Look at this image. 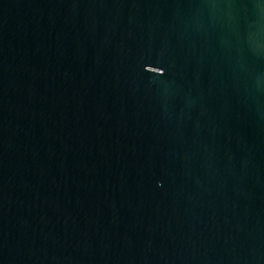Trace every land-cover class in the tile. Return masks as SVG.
Listing matches in <instances>:
<instances>
[{
    "label": "water",
    "instance_id": "water-1",
    "mask_svg": "<svg viewBox=\"0 0 264 264\" xmlns=\"http://www.w3.org/2000/svg\"><path fill=\"white\" fill-rule=\"evenodd\" d=\"M0 264H264V0H0Z\"/></svg>",
    "mask_w": 264,
    "mask_h": 264
}]
</instances>
